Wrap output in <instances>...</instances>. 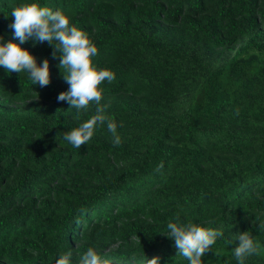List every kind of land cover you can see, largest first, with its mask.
Masks as SVG:
<instances>
[{"label": "trees", "instance_id": "obj_1", "mask_svg": "<svg viewBox=\"0 0 264 264\" xmlns=\"http://www.w3.org/2000/svg\"><path fill=\"white\" fill-rule=\"evenodd\" d=\"M33 2L115 74L100 87L119 146L106 125L80 149L63 139L97 105L58 102L59 53L14 38L12 10ZM0 37L50 74L40 87L0 67V264H80L89 248L109 264H189L167 236L177 214L224 233L202 264H238L246 231L259 248L245 264H264V0H0Z\"/></svg>", "mask_w": 264, "mask_h": 264}, {"label": "clouds", "instance_id": "obj_2", "mask_svg": "<svg viewBox=\"0 0 264 264\" xmlns=\"http://www.w3.org/2000/svg\"><path fill=\"white\" fill-rule=\"evenodd\" d=\"M11 16L14 20L9 28L13 30L14 38L19 40V44H24L30 39L41 43L47 41L53 48V59L59 53V68L66 71L63 79L69 88L57 96V101H66L70 108L76 109L78 113L80 110H86L91 103L97 105L95 115L79 127L65 132L63 139L80 149L92 139L97 126L106 125L113 135V145L119 146L121 138L117 134V124L106 115L107 105H101L103 89L100 85L105 81L113 82L115 74L107 69L97 70L93 66L92 58L98 54V49L86 33L70 26L69 18L62 12L52 11L35 2L14 8ZM19 44L0 43V67L8 73H27L33 85L48 86V60L45 59L42 66L38 67L36 59ZM175 219L177 222L167 224V236L174 240L178 254L187 259L189 264H202L201 258L212 251V246L224 233L193 223L180 224L179 214ZM235 240L239 241V245L233 249L238 264H245L247 257L258 254L259 245L254 242L249 232L238 233ZM71 256V252L61 255L56 264H71ZM159 261V257L146 258L144 264H159ZM80 264H109V261H101L97 252L89 248L81 257Z\"/></svg>", "mask_w": 264, "mask_h": 264}]
</instances>
